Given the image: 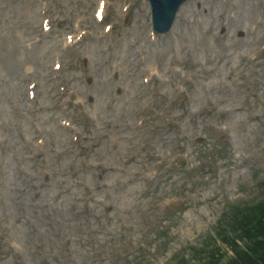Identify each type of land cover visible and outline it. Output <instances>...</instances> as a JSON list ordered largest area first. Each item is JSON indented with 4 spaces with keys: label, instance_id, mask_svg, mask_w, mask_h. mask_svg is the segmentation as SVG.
<instances>
[{
    "label": "rangeland",
    "instance_id": "rangeland-1",
    "mask_svg": "<svg viewBox=\"0 0 264 264\" xmlns=\"http://www.w3.org/2000/svg\"><path fill=\"white\" fill-rule=\"evenodd\" d=\"M75 1L0 0V264H168L212 229L223 207L248 198L255 177L264 178V0H190L167 41L147 48V64L158 61L166 76L177 66L164 84L153 79L145 86L131 65L108 58L115 34L111 43L85 40L81 52L88 65L78 63L75 83L80 97L87 93L94 103L86 109L84 103L72 117L97 146L80 153L77 145L71 155L64 151V132L42 133L45 143L35 145L49 121L43 122L42 110L33 119V110L48 103L57 82V91L61 87L59 76L64 80L76 65L75 51L65 54L58 40L40 37L41 21L50 20L56 34L59 28L70 32L65 16ZM137 29L144 34L146 26ZM46 53L61 69L51 83L39 72L31 102L21 67L33 63L40 70ZM85 76L93 80L89 90ZM116 85L124 89L119 98ZM179 90L182 97L166 111ZM134 110L160 130L155 124L139 129ZM111 124L113 137L127 128L116 142L100 136L111 132ZM208 131L227 139L211 156L205 151L213 139ZM198 137L204 143L197 144ZM130 149L147 163L148 176L137 180L141 165L121 164ZM38 150L45 153L36 157ZM170 151L181 157L161 160ZM41 168L47 176H40ZM162 218L169 225L159 240L152 224L163 226Z\"/></svg>",
    "mask_w": 264,
    "mask_h": 264
}]
</instances>
